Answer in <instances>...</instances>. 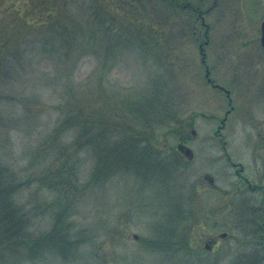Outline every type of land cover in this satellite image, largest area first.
Returning a JSON list of instances; mask_svg holds the SVG:
<instances>
[{
    "label": "rangeland",
    "instance_id": "rangeland-1",
    "mask_svg": "<svg viewBox=\"0 0 264 264\" xmlns=\"http://www.w3.org/2000/svg\"><path fill=\"white\" fill-rule=\"evenodd\" d=\"M263 20L0 0V264H264Z\"/></svg>",
    "mask_w": 264,
    "mask_h": 264
},
{
    "label": "water",
    "instance_id": "water-1",
    "mask_svg": "<svg viewBox=\"0 0 264 264\" xmlns=\"http://www.w3.org/2000/svg\"><path fill=\"white\" fill-rule=\"evenodd\" d=\"M261 31H262L261 42H262V45L264 46V21H262L261 23Z\"/></svg>",
    "mask_w": 264,
    "mask_h": 264
}]
</instances>
